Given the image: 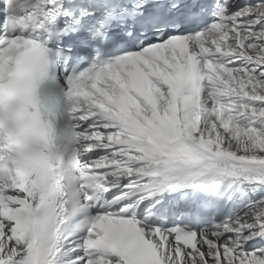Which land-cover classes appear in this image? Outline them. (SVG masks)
I'll use <instances>...</instances> for the list:
<instances>
[{
	"label": "snow or ice",
	"instance_id": "6c2138e0",
	"mask_svg": "<svg viewBox=\"0 0 264 264\" xmlns=\"http://www.w3.org/2000/svg\"><path fill=\"white\" fill-rule=\"evenodd\" d=\"M0 264H264V0H0Z\"/></svg>",
	"mask_w": 264,
	"mask_h": 264
}]
</instances>
